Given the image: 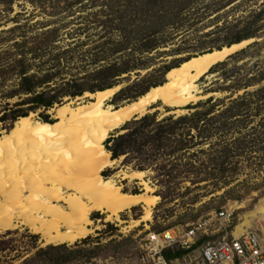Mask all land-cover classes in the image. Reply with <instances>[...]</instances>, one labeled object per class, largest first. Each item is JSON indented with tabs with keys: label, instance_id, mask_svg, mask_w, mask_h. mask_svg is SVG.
<instances>
[{
	"label": "rangeland",
	"instance_id": "374dc122",
	"mask_svg": "<svg viewBox=\"0 0 264 264\" xmlns=\"http://www.w3.org/2000/svg\"><path fill=\"white\" fill-rule=\"evenodd\" d=\"M148 1L0 0V73L10 76L0 89V117L6 104L24 103L23 110L30 106L28 95L12 99L3 95L16 79L10 71L15 64H10L22 54L29 58V75L48 81L39 91L48 90L55 99L53 108L29 113L34 122L49 116L56 123L66 105L92 102V95L105 89H118L106 106L131 103L170 81L173 68L183 61L236 45L237 36L245 33L255 34L225 65L199 80L200 99L189 104L197 107L164 106L129 121L130 126L127 122L104 142L106 150L118 141L123 144L121 156L102 172L104 179L129 194H143L149 186V194L159 197L151 220L144 219L143 205L112 220L108 214L94 212L91 232L77 241L90 237L82 244L87 250L83 256L65 263L38 260L34 264H153L146 249L149 231L168 228L182 235L192 224L215 218L222 210L233 212L231 227L218 223L211 241L264 227V19L251 21L256 10L264 9V0H170L164 5L161 0L160 5L149 7ZM162 6L170 8L169 18L178 14L177 24L164 30L159 26L163 20L158 28L153 24ZM249 82L253 85L244 88ZM211 97L210 105H202ZM17 121L0 122V137L14 133ZM79 129L65 130L56 145L33 144L18 136L16 141L22 142L17 143L27 141L30 149L25 157L17 153L10 157V170L17 173L21 167L43 164L40 169L51 180L70 175L73 161L83 151L63 157L57 165L42 162L55 160L65 147L75 144ZM161 135L167 136L157 148ZM150 138L153 141L146 142ZM148 152L156 153L152 160ZM6 169L0 167V186L11 179ZM136 172L144 176L131 177ZM34 184L42 186L37 180ZM50 191L48 196L54 195ZM64 193L71 192L64 189ZM49 245L59 244H49L23 222L9 228L0 221V264H21L35 254L36 246ZM171 264H191L189 255Z\"/></svg>",
	"mask_w": 264,
	"mask_h": 264
},
{
	"label": "bare ground",
	"instance_id": "6f19581e",
	"mask_svg": "<svg viewBox=\"0 0 264 264\" xmlns=\"http://www.w3.org/2000/svg\"><path fill=\"white\" fill-rule=\"evenodd\" d=\"M247 44L248 41L241 42L194 57L173 69L170 81L152 88L136 101L117 108L106 106V102L115 96L118 90L115 88L93 94V101L84 105L78 107L66 105L56 123L34 122L31 117L21 118L20 129L17 132L0 137V165L9 168L6 170L11 178L0 186V221L9 228L23 222L35 232L42 234L49 244L59 245L74 244L89 235L91 232L89 226L92 224L90 216L94 212L108 214L111 219L126 210L143 205L144 219L150 221L151 210L159 197L150 195V187L147 185L145 193L129 194L123 192L112 180L104 179L102 172L113 163L104 142L112 131L121 129L135 118L143 117L164 106L181 110L197 102L200 99L199 80L207 76L217 64L226 61ZM74 126L80 127L75 144L72 143V146L61 150L62 154H56L59 159L57 157L55 160L42 162L51 166L60 163L63 157L68 158L70 155H78L76 153L78 150L83 151L78 159L74 157L70 175L51 180L45 175L44 169H40L43 164L35 168L16 167L19 170L17 173L10 170L11 166L13 167L8 165L10 157L15 153L25 157L30 149L27 141L24 145L17 143L21 141V139L16 141L18 136L23 135L22 138L31 139L33 144L45 141L56 145L61 141L59 138L62 133L67 129H73ZM143 176L144 173L136 172L131 177ZM35 180L42 186L35 185ZM64 189L71 193L65 195ZM47 191L54 195L48 196ZM62 202L67 204L66 208L59 205Z\"/></svg>",
	"mask_w": 264,
	"mask_h": 264
},
{
	"label": "trees",
	"instance_id": "16d2710c",
	"mask_svg": "<svg viewBox=\"0 0 264 264\" xmlns=\"http://www.w3.org/2000/svg\"><path fill=\"white\" fill-rule=\"evenodd\" d=\"M168 1H170V0H163V2H164L163 5L166 4ZM148 3H149L148 7L150 6V4H155V6H157L158 3H159V5L161 4V0H149ZM171 11H173V10H171ZM159 13H161V15H158L157 19H154V21H153V24L157 25V27H155V28H158L160 20H163L161 22V25H159V26H162V30H164V28L166 26L177 24L176 18L178 17V14H174L173 19L169 18L170 17V8H168L166 6H162V12H159ZM164 18L167 19L166 23H165ZM253 18L254 19L251 20L253 22V24L257 23L258 21L263 20L264 19V9H261L260 11L256 10ZM157 32H161V31H157ZM253 36H255V34L252 32L251 33H245L241 36H237V38L235 39L233 44H238V43H240L244 40H247ZM142 43H143V41H142ZM144 46H147V44L145 43ZM31 51H33V50H31ZM244 52L245 51H243V53ZM188 60L189 59L183 61V63L188 61ZM27 61H29L28 56L23 57L22 54H19L18 58H15L11 62L10 65L15 64V69L10 70V71H11V73L15 72L16 79H13V83L10 86L11 90H8V91L4 90V92H3L4 93L3 95H5V97L8 99H12V98H15V97L21 96V95H28L27 104H30V106L28 108H26L25 110L20 108V106H22L24 104L21 102H18L17 104H15L12 107H10V104H6V106H4V108H3L4 114L0 117V122L10 121L11 123H13L20 118L16 122L17 128L16 127L15 128L13 127L14 129L12 128L14 133L20 129L19 123H20L21 118L28 117V115L31 111H34L38 108H44V109L49 110V109L53 108V106L55 104V99L53 97H49L48 90L42 89L41 91H39V89L42 88L48 81H46V79L39 80L37 78V76L29 75L28 66H26ZM226 63L227 62L220 63L217 66H215L213 69L221 67V66L225 65ZM178 67H180V66H177L175 68H178ZM170 71H168V72H170ZM5 75H7V72L1 74L0 89H2L3 85H5L6 82H8V78H10V76H5ZM160 85H162V84H160ZM252 85H253V83L251 84V82H249V84H245L244 88L250 87ZM157 86H159V85H157ZM154 87H156V86H154ZM102 91H104V90H102ZM146 93H144L143 95H145ZM76 95H78V94H73V96H76ZM142 96H140V97H142ZM212 100H213V98L211 97L202 105H210L212 103ZM238 100H240V98L237 99L235 102H237ZM263 100H264V96H263ZM257 102H261V101L258 100ZM197 106L198 105H195V106L189 105L188 109L194 108ZM8 107H10V108H8ZM222 114H224V113H222ZM146 118L147 117L143 118L142 120H145ZM44 122L45 123H51V124L54 123L52 120H50L49 116H45ZM199 122H200V120H199ZM131 123L132 122H128L127 125L130 126ZM166 136L167 135H161L158 138L159 139L158 143L155 144V146L157 148L161 147L160 142L161 141L163 142L164 139H166V138H164ZM120 139L123 140L122 137ZM151 141H153V140H151V138L146 140V142H148V143H150ZM122 146H123V144H121V141H118V143H116L113 147L107 146V151H109V153L112 154L111 160H116L121 156V154H122L121 147ZM155 154H154V152H148L147 158L148 159L151 158L150 160H152V157H154ZM167 230H168V228H164V229L160 230L158 233H162V232L167 231ZM212 238H215V237H201V239L189 250H185V249H181V248L168 249L164 252V256L167 259V261H169L171 263L172 260L179 259V258H182L186 255H189L191 252H193L194 249L199 247L201 244H203L207 240H211ZM89 239H90V237L87 239H84L80 242H77L76 244H74L72 246H68V244H63V245H58V246L49 245L47 247L36 246L34 248L36 250L35 254L24 259L21 264H34L38 260L45 261V262H57V263H65V262L71 261L74 258H77L81 255L82 256L84 255V252H86L87 250H86V248L82 247V244L87 243L89 241ZM13 259H19V257H14Z\"/></svg>",
	"mask_w": 264,
	"mask_h": 264
},
{
	"label": "built area",
	"instance_id": "2783aa9c",
	"mask_svg": "<svg viewBox=\"0 0 264 264\" xmlns=\"http://www.w3.org/2000/svg\"><path fill=\"white\" fill-rule=\"evenodd\" d=\"M233 215L230 210H222L215 218L192 224L182 235L172 229L162 233L149 231L146 249L153 264H171L164 256L168 249L189 250L201 237H214L218 233V223L225 229L230 228ZM189 258L191 264H264V227L247 229L239 235L233 233L232 237L227 235L207 240L194 249Z\"/></svg>",
	"mask_w": 264,
	"mask_h": 264
},
{
	"label": "water",
	"instance_id": "95a60500",
	"mask_svg": "<svg viewBox=\"0 0 264 264\" xmlns=\"http://www.w3.org/2000/svg\"><path fill=\"white\" fill-rule=\"evenodd\" d=\"M244 42V41H243ZM240 44V43H239Z\"/></svg>",
	"mask_w": 264,
	"mask_h": 264
}]
</instances>
